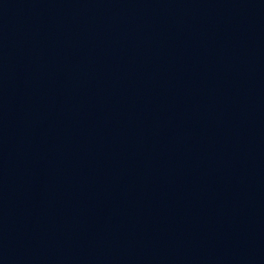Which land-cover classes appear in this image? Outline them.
Wrapping results in <instances>:
<instances>
[{
    "label": "water",
    "instance_id": "obj_1",
    "mask_svg": "<svg viewBox=\"0 0 264 264\" xmlns=\"http://www.w3.org/2000/svg\"><path fill=\"white\" fill-rule=\"evenodd\" d=\"M0 264H264V0H0Z\"/></svg>",
    "mask_w": 264,
    "mask_h": 264
}]
</instances>
